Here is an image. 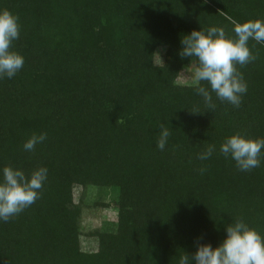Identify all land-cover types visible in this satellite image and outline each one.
Listing matches in <instances>:
<instances>
[{"label":"trees","instance_id":"obj_1","mask_svg":"<svg viewBox=\"0 0 264 264\" xmlns=\"http://www.w3.org/2000/svg\"><path fill=\"white\" fill-rule=\"evenodd\" d=\"M0 9L19 19L14 50L25 61L0 80V169H48L40 198L0 222V264H179L197 240L219 246L238 218L264 236V160L241 172L219 152L236 133L264 138V44L250 39L256 60L236 65L247 83L239 108L212 93L210 109L177 83L189 63L177 55L182 36L215 26L235 38L233 21H264V0H0ZM40 133L46 141L25 152ZM75 187L110 190L116 220L84 234Z\"/></svg>","mask_w":264,"mask_h":264},{"label":"clouds","instance_id":"obj_2","mask_svg":"<svg viewBox=\"0 0 264 264\" xmlns=\"http://www.w3.org/2000/svg\"><path fill=\"white\" fill-rule=\"evenodd\" d=\"M235 38H228L221 27L193 30L182 36L177 55L188 59L186 68H192L191 82L197 95L203 98L208 108H214L212 93L221 102L239 108L247 93V83L237 70L254 62L256 56L248 47V41L264 44V21H233ZM20 38V24L16 15L0 9V80L13 79L24 66V57L14 50V42ZM162 59V55L158 53ZM206 82L208 87L203 86ZM199 113L198 111H190ZM170 132L161 125L156 147L166 148ZM47 134H33L23 144L25 152H32L38 144L46 141ZM215 146L198 153L201 161L212 157ZM225 158L235 162L241 172H249L261 166L264 160V138H249L236 133L225 138L219 146ZM201 174L205 169L199 170ZM48 179V169L40 167L26 175L21 169L5 166L0 169V222H8L32 206L41 196ZM225 238L219 246L196 241L195 252L179 258V264H264V236L242 219L226 225Z\"/></svg>","mask_w":264,"mask_h":264},{"label":"rangeland","instance_id":"obj_3","mask_svg":"<svg viewBox=\"0 0 264 264\" xmlns=\"http://www.w3.org/2000/svg\"><path fill=\"white\" fill-rule=\"evenodd\" d=\"M158 53L162 55V59ZM163 55L164 49L160 48L156 51L155 63L157 65L163 63ZM186 66L177 79V83L180 85H192L191 74L195 65L192 68H186ZM81 197L83 198L81 227L84 234L94 229L102 228L106 224H112L116 220V211L113 206L115 196L110 190H99L89 187L83 191L80 187H75V201L78 202ZM80 243L82 249L85 251H94L97 248L96 242L86 236H81Z\"/></svg>","mask_w":264,"mask_h":264}]
</instances>
